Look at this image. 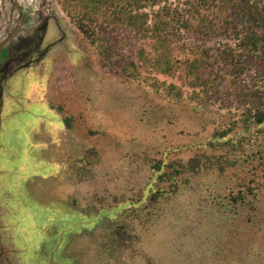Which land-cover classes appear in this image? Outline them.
Returning a JSON list of instances; mask_svg holds the SVG:
<instances>
[{"label":"rangeland","instance_id":"obj_1","mask_svg":"<svg viewBox=\"0 0 264 264\" xmlns=\"http://www.w3.org/2000/svg\"><path fill=\"white\" fill-rule=\"evenodd\" d=\"M136 1L0 0L8 264H264V26Z\"/></svg>","mask_w":264,"mask_h":264},{"label":"trees","instance_id":"obj_2","mask_svg":"<svg viewBox=\"0 0 264 264\" xmlns=\"http://www.w3.org/2000/svg\"><path fill=\"white\" fill-rule=\"evenodd\" d=\"M142 1L144 2H151L153 6L158 5L159 2L165 1L166 0H137L136 1V7L137 9L141 8L143 3H141ZM221 3H227L226 5H223V11L225 12V14L227 15V12L230 11L231 9L233 11H237L236 13L242 14V15H246V19L244 20L245 23L249 22L248 20L256 23V24H260L262 26H264V0H256V1H252V0H220ZM141 3V4H140ZM167 3V2H166ZM185 4L190 5L191 3L187 2ZM190 9H186V8H182V9H172V7L169 4H166L163 8L162 11H158L156 15H154V17H156V20L154 21L153 27L154 29H152L154 31V33H156V36H160L161 37H165L167 35H169V31L161 29L160 26L163 23L162 22V18L160 15H162L163 12L166 11V15L169 16V14H172V17L174 18V20L179 23H182L183 25H185L186 27L188 26V31L189 30H194L195 28H193V24H192V20L194 19V15L197 13L196 9H193V4L190 5ZM227 10V11H226ZM162 12V13H159ZM172 12V13H171ZM87 14V13H86ZM143 16V15H142ZM141 16L137 13L133 14L130 19L132 20L133 24L136 23V21L138 19H140ZM83 21V20H82ZM81 30L84 34L89 36V32L86 29V26L83 23H81ZM174 30V28H173ZM150 31V30H148ZM253 34V37L256 36L255 33H251ZM256 45L255 43L251 44V49L250 50H256ZM43 56V55H42ZM112 257H110L111 260Z\"/></svg>","mask_w":264,"mask_h":264},{"label":"flooded vegetation","instance_id":"obj_3","mask_svg":"<svg viewBox=\"0 0 264 264\" xmlns=\"http://www.w3.org/2000/svg\"><path fill=\"white\" fill-rule=\"evenodd\" d=\"M8 43L3 46V48L0 51V60L4 59L5 57L8 56ZM44 54V53H43ZM0 233H1V227H0ZM7 255H6V250L2 243L0 242V264H8L7 261Z\"/></svg>","mask_w":264,"mask_h":264},{"label":"water","instance_id":"obj_4","mask_svg":"<svg viewBox=\"0 0 264 264\" xmlns=\"http://www.w3.org/2000/svg\"><path fill=\"white\" fill-rule=\"evenodd\" d=\"M14 34H15V30H14V32H12L11 36H9L6 40L0 42V51L3 48V46L8 43V41L10 40V38H12V36H14Z\"/></svg>","mask_w":264,"mask_h":264}]
</instances>
